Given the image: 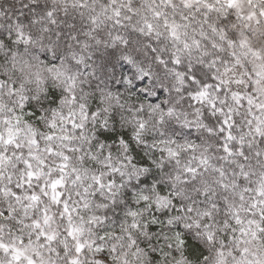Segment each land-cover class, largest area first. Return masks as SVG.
I'll list each match as a JSON object with an SVG mask.
<instances>
[{
	"label": "clouds",
	"instance_id": "9594fccd",
	"mask_svg": "<svg viewBox=\"0 0 264 264\" xmlns=\"http://www.w3.org/2000/svg\"><path fill=\"white\" fill-rule=\"evenodd\" d=\"M0 264H264V0H0Z\"/></svg>",
	"mask_w": 264,
	"mask_h": 264
}]
</instances>
